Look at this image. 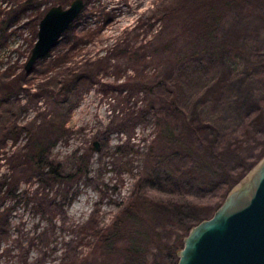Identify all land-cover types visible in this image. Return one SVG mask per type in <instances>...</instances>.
<instances>
[{
  "label": "rangeland",
  "instance_id": "rangeland-1",
  "mask_svg": "<svg viewBox=\"0 0 264 264\" xmlns=\"http://www.w3.org/2000/svg\"><path fill=\"white\" fill-rule=\"evenodd\" d=\"M99 27L97 37L68 64L74 73L85 70L94 78L69 90L67 70L53 65L64 36L29 74L30 34L21 41L13 37L12 47L19 45L1 52L0 80L6 82L11 62L23 89L0 105V140L14 121L48 132L56 124L69 133L52 149L51 159L67 171L83 155L90 161L89 175L74 185L77 196L70 205L54 207L41 193L31 194L29 204H0L9 209L11 221L10 237L0 235V264H18L33 242L30 257L39 264H64L67 257L123 264L122 251L131 247L143 250L145 264H177L188 228L199 224L190 213L210 219L231 186L264 156V0H85L75 28ZM211 43L220 48L208 52ZM125 84L155 90L131 98L129 89L120 91ZM172 102L179 112H173ZM150 104L160 110L157 116L148 115L124 133L107 132ZM165 126L178 136L181 153L158 140ZM96 141L100 151L93 149ZM25 144L23 138L16 146L22 151ZM16 146L10 139L5 147L0 143L1 159ZM3 164L2 159L0 174L8 172ZM135 201L175 210L150 222L162 245L149 238L145 216L123 231L120 254L100 262L94 230L111 227ZM171 246L176 254L166 248Z\"/></svg>",
  "mask_w": 264,
  "mask_h": 264
},
{
  "label": "trees",
  "instance_id": "trees-1",
  "mask_svg": "<svg viewBox=\"0 0 264 264\" xmlns=\"http://www.w3.org/2000/svg\"><path fill=\"white\" fill-rule=\"evenodd\" d=\"M72 1L73 0H0V55L4 50L8 53L13 52L14 50L12 48H14V45H19V42H15L12 47L11 39L13 37H18L21 41L24 38L25 33H28L33 37V42L27 55L29 58L31 49L37 40L39 23L46 12L52 6H68ZM212 10V8L208 10L209 16L213 14ZM77 20L63 35L64 39L61 41L60 50L53 59V65L55 67L63 66L65 70H67V83L65 85L67 90L77 87L85 81H92L94 78L93 72L79 70L77 73H74L75 68L68 66V64L73 63L74 58L83 51V46L88 41H92L97 37L101 29V27L96 29H77L75 28ZM72 27H74V29L71 31ZM219 48L220 47L217 44L211 43L208 52H215ZM123 53H127V51H124ZM111 59H109V61ZM106 60L108 61V58ZM17 64L21 66L23 65L18 62L16 65ZM8 65L9 66H7L5 72L6 82L0 80V105L5 104L10 98L17 96L23 89L20 78L14 74L11 62ZM119 87H124L120 90L121 92L124 89L128 92L129 88L127 84ZM130 88L129 91L132 93L130 96L131 98L138 96L141 92L153 93L155 90L154 86L149 85H136L133 87L130 86ZM172 106L174 109L173 112H179L175 102H172ZM146 107L147 108L140 110V112L126 114V116H123L120 124L108 128L107 132L110 133L116 131L124 133L132 125H138V123L144 122L148 115L154 113V115L157 116L160 111L155 108L154 104L147 105ZM13 123V127L3 129V131L7 132L8 137L4 135L0 140V143L5 147L6 142L10 139L13 146H16L18 143L22 142L24 138L26 144L22 147V151H19L18 146H16V150L10 157L3 156L2 158L4 161L3 166L5 164L8 166V172L5 171L0 174V204L3 205L8 200L14 201L16 205L21 202H27L29 204V201L32 200L31 194L41 193L47 196L49 202L53 204L54 207L58 208L59 206L62 208L66 203L70 205L77 196V192L73 193L74 185L78 184L82 178H87L89 175V157H87V155L81 156L79 158V163H81V165L78 167V163L74 170L67 171L61 162H55L51 159V152L59 141H62L67 137L69 130L64 126L51 124L48 127L50 132L45 129L37 131L26 127H19L17 126L16 121ZM157 137L158 140L161 139V142L164 145L175 150V154L181 153L180 150L182 149V143L179 141V138L176 136L173 129L165 126L160 129V133H158ZM118 150L121 152L122 147H118ZM2 159L0 157V162ZM250 169L251 167L249 170ZM239 180H237L236 183H238ZM22 183L29 187L22 190ZM35 184L37 188L35 187V190L31 191V186ZM233 186H231V188ZM62 201L65 202L62 203ZM172 208L173 207L161 203L157 205L152 204L151 207L148 202L135 201L131 206L128 208L126 207V209L122 211L111 227H107V229L103 230H96L93 228V230L95 229L93 232V237L95 239L94 243L98 246L96 250L99 251L98 256L100 262L104 257L114 258L120 254V238L124 235L123 231H127L130 222L138 218L141 219L145 216L149 217L146 221L149 226H151L150 231L152 235H150L149 238L155 243V245H162L160 234L154 227H152V225H150V222L155 223L163 215L172 214V212L175 211L172 210ZM8 210L9 209L7 208L1 210L0 206V235H2V237H10L11 234V221L8 215ZM190 215L192 219H195L199 223L202 221L200 213L191 212ZM192 227L194 226L188 228V232H190ZM31 245H35L34 242ZM31 245H28L24 253L20 256L18 264L40 263V261L38 263L32 261L30 253L33 246ZM166 248L175 254L178 251L174 246ZM122 253H124L123 264H145V254L140 247H131L125 249ZM65 260L66 262L63 261L64 264L88 263L87 258L75 257L74 259H70V257H67Z\"/></svg>",
  "mask_w": 264,
  "mask_h": 264
},
{
  "label": "water",
  "instance_id": "water-1",
  "mask_svg": "<svg viewBox=\"0 0 264 264\" xmlns=\"http://www.w3.org/2000/svg\"><path fill=\"white\" fill-rule=\"evenodd\" d=\"M85 0L52 6L39 23L25 65L31 73L80 17ZM100 151V142H94ZM177 264H264V156L228 192L214 215L192 227L178 251Z\"/></svg>",
  "mask_w": 264,
  "mask_h": 264
}]
</instances>
